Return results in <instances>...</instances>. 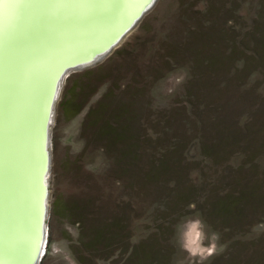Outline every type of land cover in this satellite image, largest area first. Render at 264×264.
<instances>
[{
    "label": "rangeland",
    "instance_id": "374dc122",
    "mask_svg": "<svg viewBox=\"0 0 264 264\" xmlns=\"http://www.w3.org/2000/svg\"><path fill=\"white\" fill-rule=\"evenodd\" d=\"M69 73L38 264H264V0H157Z\"/></svg>",
    "mask_w": 264,
    "mask_h": 264
},
{
    "label": "snow or ice",
    "instance_id": "6c2138e0",
    "mask_svg": "<svg viewBox=\"0 0 264 264\" xmlns=\"http://www.w3.org/2000/svg\"><path fill=\"white\" fill-rule=\"evenodd\" d=\"M133 2L0 0V264H30L39 253L41 234L21 187L40 96L55 73L90 53Z\"/></svg>",
    "mask_w": 264,
    "mask_h": 264
},
{
    "label": "bare ground",
    "instance_id": "6f19581e",
    "mask_svg": "<svg viewBox=\"0 0 264 264\" xmlns=\"http://www.w3.org/2000/svg\"><path fill=\"white\" fill-rule=\"evenodd\" d=\"M146 1L147 0H135V2L130 3L126 7V9L124 10L126 14L123 17V19H117L116 21H114L112 23V25L107 30V34L106 35H102L98 40H96L94 42V44L92 46V51L90 53L86 52V53L82 54L79 58L74 59L72 62H67L64 65L71 64V63H74V62H84L89 57L96 56L98 54V52H100V50H102L107 44H109L113 40L112 39L113 36L118 35L119 32L122 29H124V27H126V25H128L130 20L140 10V8L142 6L144 7V4L146 3ZM148 10L149 9H147L145 11V13ZM143 15H142V17H143ZM137 22L134 24V26L137 24ZM133 27H132V29H133ZM132 29H130L126 34H124L121 37L120 41L127 34H129V32ZM99 58L100 57H98L97 59L99 60ZM97 59H95V61ZM62 67L59 69V71L62 69ZM58 72L55 73V76H56V74ZM61 80H62V76L60 74L58 76V78H57V86L60 84ZM53 81H54V79L51 80V86H52ZM50 90H51V87L49 89V92H50ZM49 92L47 93V95H41L39 100H38L36 114H35V118H34V121H33V124H32L31 135H30V138H29V140L27 142V145H26V148H25V156H24V159L22 161L24 179H23V184H22V187H21V194H22L23 198L30 199V206L27 209V211L30 214V219H31L32 224H34V225L38 224V230H39L40 193H41L40 174H41V170H42V154H41V150H40V145H41V122H42V118L44 117V111H45V106H46V102H47V98H48ZM54 99H55V97L51 101L50 106L53 105ZM51 115H52V107H51L50 117H51ZM50 117L48 119V122H50ZM43 179H45L44 183L46 184L47 182H46V175L45 174L43 176ZM46 193H47V198L44 199L43 203H44V205H46V208L48 209V207H47L48 206V191H46ZM47 209H46V212H47ZM44 224H45V222H44ZM40 241H41V239H40ZM40 241H39V243H40ZM42 255H43V253H42ZM31 262H33V261H31Z\"/></svg>",
    "mask_w": 264,
    "mask_h": 264
},
{
    "label": "water",
    "instance_id": "95a60500",
    "mask_svg": "<svg viewBox=\"0 0 264 264\" xmlns=\"http://www.w3.org/2000/svg\"><path fill=\"white\" fill-rule=\"evenodd\" d=\"M156 0H147L146 3L144 4V7L142 6L140 8V10L133 16V18L130 20V22L128 23V25H126V27H124V29H122L118 35L115 36V39H113L109 44H107L102 50H100V52H98V54L94 57H89L88 59H86L84 62H74L71 64H67L64 65L62 67V69L59 71V73H62L63 75L66 74L69 70L71 69H79L85 65L88 64H93L95 62V59H97L98 57L99 60L105 56L112 48H114L117 43L120 41L121 37L126 34L130 29H132V27L134 26V24L142 17V15L145 13V11L147 9H150L154 2ZM102 56V57H101ZM98 60V59H97ZM96 60V61H97ZM58 73V74H59ZM57 74V76H58ZM62 75V76H63ZM55 78V84L57 82V77ZM57 87V84H56ZM56 92L54 94L50 95L49 98V104L50 102L53 100V98L55 97ZM48 115L50 116V113H48ZM47 130H46V118H44L43 121V125L41 128V145H40V150H41V154H42V170H41V174H40V188H41V193H40V217H39V232L41 234V241L39 243V253L36 255V259L31 262L30 264H38V261L41 259V255L44 252L43 250L45 249V218H46V205H44L43 201L44 199L47 198V193H46V184L44 183L43 176L44 174L46 175V171H47V167H48V155H47V150H46V144H47ZM42 210V213H41ZM43 251V252H42Z\"/></svg>",
    "mask_w": 264,
    "mask_h": 264
},
{
    "label": "flooded vegetation",
    "instance_id": "af4514ba",
    "mask_svg": "<svg viewBox=\"0 0 264 264\" xmlns=\"http://www.w3.org/2000/svg\"><path fill=\"white\" fill-rule=\"evenodd\" d=\"M157 1V0H156ZM155 1V2H156ZM96 62H98V60L97 61H95L94 63H96ZM88 65H91V64H88ZM88 65H85V66H83V67H81V68H85L86 66H88ZM81 68H79V69H71V70H69L66 74H64V76H62L63 74L62 73H57L58 74V76L61 74V76H62V80L60 81V84L56 87V84H57V82H56V84H55V81H53V83H52V86H51V90H50V92H49V95H48V98H47V102H46V106H45V111H44V117L42 118V122H41V128H42V125H43V121H44V118H46V130H47V144H46V150H47V155H48V158H49V161H48V167H47V171H46V191H48V178H49V171H50V164H51V142H52V135H51V131H50V127H51V125H52V121H53V119H54V115H55V110H54V106H55V101H56V99L59 97V95H60V90H61V86H62V82H63V80H65L66 78L68 79L69 77H70V71H77V70H80ZM57 74H56V76H57ZM56 76H55V78H56ZM57 76V77H58ZM55 78H54V80H55ZM72 87V86H71ZM70 87V88H71ZM58 88V89H57ZM57 91V92H56ZM56 92V96H55V99H54V102H53V105H51L50 106V104H51V102H50V104L48 103L49 102V98H50V95L51 94H54ZM58 96V97H57ZM51 107H52V115H51V117L48 115V113H50L51 112ZM49 117H50V122H48V119H49ZM45 249H46V244H45ZM45 249H44V252H43V255L42 256H44V254H45Z\"/></svg>",
    "mask_w": 264,
    "mask_h": 264
},
{
    "label": "clouds",
    "instance_id": "9594fccd",
    "mask_svg": "<svg viewBox=\"0 0 264 264\" xmlns=\"http://www.w3.org/2000/svg\"><path fill=\"white\" fill-rule=\"evenodd\" d=\"M213 248H214V245H213Z\"/></svg>",
    "mask_w": 264,
    "mask_h": 264
}]
</instances>
